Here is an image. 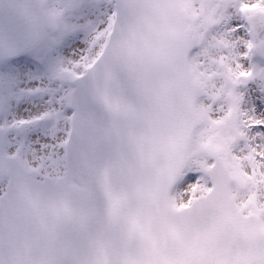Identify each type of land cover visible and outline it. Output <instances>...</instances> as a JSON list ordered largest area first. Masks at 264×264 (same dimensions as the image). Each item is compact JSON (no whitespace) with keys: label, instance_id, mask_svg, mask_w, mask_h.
<instances>
[{"label":"snow or ice","instance_id":"obj_1","mask_svg":"<svg viewBox=\"0 0 264 264\" xmlns=\"http://www.w3.org/2000/svg\"><path fill=\"white\" fill-rule=\"evenodd\" d=\"M0 264H264V0H0Z\"/></svg>","mask_w":264,"mask_h":264}]
</instances>
